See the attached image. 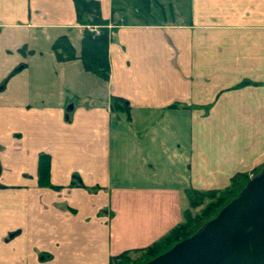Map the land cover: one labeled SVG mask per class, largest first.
I'll use <instances>...</instances> for the list:
<instances>
[{
  "label": "crops",
  "instance_id": "obj_1",
  "mask_svg": "<svg viewBox=\"0 0 264 264\" xmlns=\"http://www.w3.org/2000/svg\"><path fill=\"white\" fill-rule=\"evenodd\" d=\"M99 2L108 81L77 57L72 0H0V85L21 65L0 87V264L141 254L183 220L186 191L264 164V0ZM61 35L76 58H56Z\"/></svg>",
  "mask_w": 264,
  "mask_h": 264
},
{
  "label": "trees",
  "instance_id": "obj_2",
  "mask_svg": "<svg viewBox=\"0 0 264 264\" xmlns=\"http://www.w3.org/2000/svg\"><path fill=\"white\" fill-rule=\"evenodd\" d=\"M72 1L75 8L76 23L83 26V33L80 39L81 48L77 57L82 61L86 71L97 75L104 81H108L110 74L108 56L110 30L107 28L108 21L102 17L100 2L99 0ZM88 25H98L99 33L95 34L93 31H90L87 28ZM52 49L59 61L76 58L75 50L66 35L59 36L52 44ZM20 68L21 65L15 67L2 81L0 87ZM110 110L112 114L116 116L125 114L126 119L128 121L130 120V105L126 99L117 96L111 97ZM261 167L257 168L253 172V175L256 174ZM48 173L49 159L46 155H41L39 161L40 179L47 181ZM249 178L248 174H236L231 178L230 184L224 189L208 191L190 189L186 191L189 207L183 211V220L152 245L139 250L141 254L144 255L143 261L140 264L168 250L176 242L194 233L204 222L214 217L224 205L233 199ZM207 197L212 198L211 201L205 205L200 213L192 215L191 208L199 206L202 200ZM131 252L133 251H124L114 256L111 264H131Z\"/></svg>",
  "mask_w": 264,
  "mask_h": 264
},
{
  "label": "water",
  "instance_id": "obj_3",
  "mask_svg": "<svg viewBox=\"0 0 264 264\" xmlns=\"http://www.w3.org/2000/svg\"><path fill=\"white\" fill-rule=\"evenodd\" d=\"M143 264H264V165L214 217Z\"/></svg>",
  "mask_w": 264,
  "mask_h": 264
},
{
  "label": "rangeland",
  "instance_id": "obj_4",
  "mask_svg": "<svg viewBox=\"0 0 264 264\" xmlns=\"http://www.w3.org/2000/svg\"><path fill=\"white\" fill-rule=\"evenodd\" d=\"M253 175V173L251 175H249V177H251ZM212 198H204L202 200V203L195 207V208H191V213L192 215H196L198 213L201 212V210L205 207V205H207L210 201H211ZM185 204H186V207L188 208L189 207V201L186 200L185 201ZM131 257V264H140L142 261H143V258H144V255L143 254H135V256H130Z\"/></svg>",
  "mask_w": 264,
  "mask_h": 264
},
{
  "label": "built area",
  "instance_id": "obj_5",
  "mask_svg": "<svg viewBox=\"0 0 264 264\" xmlns=\"http://www.w3.org/2000/svg\"><path fill=\"white\" fill-rule=\"evenodd\" d=\"M87 28L90 31H93L95 34L99 33V26L98 25H88ZM108 29H110V26H107Z\"/></svg>",
  "mask_w": 264,
  "mask_h": 264
}]
</instances>
